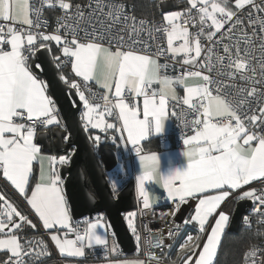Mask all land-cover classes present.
<instances>
[{
    "label": "snow or ice",
    "instance_id": "obj_1",
    "mask_svg": "<svg viewBox=\"0 0 264 264\" xmlns=\"http://www.w3.org/2000/svg\"><path fill=\"white\" fill-rule=\"evenodd\" d=\"M188 4L190 8L184 13L173 11L163 16L162 25L154 31L166 37V48L158 45L153 54L147 45L143 51L137 48V41L126 46L124 36L112 33L113 26L119 24L121 19L129 30V39L132 33L139 35L142 30V27H136L135 18L124 15L122 5L115 2L107 3L108 11L105 12V0H96L92 14L85 16L79 5L75 6L73 15V6L66 0H41V6L55 8L58 5L59 9L65 10V20L77 19L79 23H86L93 19V14L99 13L95 16L99 26L93 24L90 32L73 28L71 24H62L55 30V34H45L39 31L42 27L41 6L30 4L29 0H0V18L19 25L15 27L11 23H0V171L25 198L44 229L55 230L51 233V240L61 254L79 257L84 254L85 241L92 247L93 244L106 246V240L94 231L99 227L98 222L86 221L87 227L83 234L71 225L68 203L60 187L61 176L55 167L57 163H68V157L60 155L57 161L55 156H44L38 144L33 142L37 125H51L56 120L53 101L46 95L47 85L33 75L29 65V58L36 54L37 43L40 48L48 51H51L48 42L55 41L57 45H62L60 51L66 59L55 57L59 61L57 66L70 61L72 71L85 82L84 88L90 96L85 95L75 80L69 85L83 102L81 120L84 130L91 128L103 133L109 130L119 132L120 140L135 149L141 168L136 181L145 209L149 207L145 183H151L154 176L156 182L166 190L168 200H179L177 210L189 200L196 201L194 213L185 224L198 226V235L188 236L185 244L181 245L182 249L190 253L184 264H192L193 260L194 264H213L229 216L220 211L214 224L210 218L229 198L230 190H238L250 181L259 180L264 183V106L258 108L259 115L253 107L264 100V90L257 87L264 85V81L248 75V72H255V69L240 55V40L247 42V34L237 40L235 57L233 46L225 43V39L233 38V33L243 21L236 11L228 8V0H223V3L216 0H188ZM246 5L255 7L257 12H264V0H260L261 6H256L255 0H235L238 10H243ZM197 16L199 30L192 33L189 27L197 26ZM129 19L132 20L131 25L127 23ZM248 19L250 26L257 23L251 13ZM106 21L112 23L107 24ZM138 23L143 26L146 22L141 20ZM259 23L261 31H264V18H260ZM227 24L232 26L225 33L223 29ZM62 29L63 35L60 34ZM79 31L84 32L83 37ZM202 39L208 42L207 48ZM220 45L223 46V55L217 51ZM125 48L127 50H122ZM166 54H171V59L185 68L181 75L175 78L161 75V69H167L169 65L160 64L158 57ZM180 56L183 57L182 62L177 60ZM189 65L197 70H188ZM37 67L40 65L37 64ZM201 68L207 69L209 74H203L199 70ZM213 72L216 78L211 75ZM237 74L248 86H239L235 82L224 83L220 79L226 75L235 81ZM261 75L264 76V63L261 64ZM60 79L68 84L64 76ZM91 80L106 90L102 97L103 105L93 102V98L100 97L88 87ZM194 80L200 83L191 84L190 81ZM154 83L160 85L158 90L153 89ZM176 85L183 86L182 98L177 96ZM109 93L114 99L110 98ZM126 95L143 97V118L137 107H130L126 102ZM169 97L177 101V106L181 99L183 105L187 106L186 110L181 111V116L194 114V118L185 124L186 127H192L194 135L183 138L185 150L182 154L187 160L186 167L161 174L158 173L157 153L143 155L139 145L153 131L156 134L163 132L162 121ZM173 115L176 113L173 112ZM105 116H115L119 123L108 122ZM18 120H26L27 123ZM246 122L253 128H261V131L250 130ZM109 138L116 141L115 136ZM94 139L100 141L101 137L97 135ZM45 161L49 165L47 171L44 168ZM36 162H39L41 168L40 182L31 188L29 195L27 189ZM245 197L259 199L260 205L264 206V195L257 196L255 190L244 192L240 198ZM0 201V250L10 252L15 257V264H23L21 257L27 253L23 252L24 245L14 233L22 227L20 222L32 225L33 228L36 225L2 194ZM132 215L129 214V227L136 234L131 222ZM208 227L210 232L207 231ZM64 229L67 231L62 233L61 238L56 233ZM72 232H75V238L68 239V233ZM173 235L170 231L169 236ZM203 235L207 239L203 242L202 250H199L200 237ZM136 239L141 241L139 235H136ZM25 243L30 244L32 241ZM39 243L44 245L43 240ZM145 243L150 245L152 241L147 240ZM162 243L159 240L157 246ZM4 264H13L12 258L4 261ZM125 264L144 262L132 260Z\"/></svg>",
    "mask_w": 264,
    "mask_h": 264
},
{
    "label": "built area",
    "instance_id": "obj_2",
    "mask_svg": "<svg viewBox=\"0 0 264 264\" xmlns=\"http://www.w3.org/2000/svg\"><path fill=\"white\" fill-rule=\"evenodd\" d=\"M109 2H115L118 5H122V12L124 15H127L130 18H135L137 21L136 27L141 28L139 35L132 33L131 39H129V30L125 27V22L123 19H121L119 24H116L112 28V33L114 35H122L125 38L126 46H130L132 41H137V48L143 51V48L145 45H147L148 49L154 54L157 46H163L166 48L165 45V37L162 33H155L154 29L158 26H161L163 21L162 20H152V19H143L140 17H136L132 11L131 6L127 5L125 2L117 1V0H105V8L104 11L107 12V3ZM30 4L34 6H41V0H30ZM256 6L260 5V0H255ZM81 11L84 12L85 16H88L89 14H92V9L96 6V0H85L83 3L79 4ZM54 9L53 7H49L48 5H42L41 6V24L42 27L39 29V31L44 32L45 34H55V30L59 28L62 24H71L73 28H79V29H86L87 31H92L93 24H96L98 27L99 25L96 22L95 16L99 13L93 14V19L86 23H79L77 19H69L65 20V10L59 9V6L57 5L55 8L60 10V13L58 17L56 18V26L53 30L49 29L50 22L49 19L44 15L45 11L47 9ZM189 7L184 8L180 10L179 12L184 13L188 10ZM75 6L72 7V14L75 13ZM238 13V16L240 19H242L243 24L240 25L236 31L233 33V38L231 40L225 39V43L231 44L232 52L235 57V45L237 40L247 34V42L244 40H240V48H241V57L246 58V60L250 63V67L255 69V72H248V75L255 76L256 79L264 81V76L261 75V64L264 63V31H261V25L259 23L260 18H264V12H257L255 7H249L245 6L243 10H235ZM249 13L252 14V19L257 21L254 25H249ZM193 14L195 15V11H193ZM34 18V17H33ZM106 19V17H102ZM219 18V17H218ZM145 21V25L140 26L139 21ZM107 24H111V21H106ZM0 23L8 25L12 24V26L19 27L18 24H15L14 22H5L3 20H0ZM129 25L132 24V20L129 19L127 21ZM231 24L225 25V28L223 31L226 33L228 28L231 27ZM26 27V26H25ZM205 28L207 29V25H205ZM150 30L152 34L150 35ZM199 30V20L197 16V26L196 27H189V31L192 33H195ZM61 35H63V29L61 30ZM79 35L83 37L84 32L79 31ZM219 38V37H217ZM202 42L205 44V47L207 48L208 42L206 40L202 39ZM105 46H107V40L104 41ZM39 43L36 45V49H39ZM113 49L115 47L113 46ZM122 50H127L122 49ZM217 51L220 55H223V46L220 45L217 48ZM33 56L29 58L32 59ZM64 56H62L61 60H65ZM158 60L162 62L163 64L168 63L169 67L167 68V71L174 72L175 74H182L185 70L184 67H181V64L176 63L171 59V54H166V56L158 57ZM178 61L182 62L183 59H178ZM213 63L215 64V58L213 57ZM227 63V61H225ZM62 64H70V61L67 63ZM188 70H197L193 68L192 66H187ZM202 71L203 74L207 75L209 74L207 69L201 68L199 69ZM213 78H216L215 72L211 74ZM220 79L224 83H232L235 82L239 86H248L246 82L241 81L239 79V74H237L235 81H231L226 75L223 77H220ZM78 84L81 85V90L85 92L86 96H90V93L87 89L84 88V81L79 80L77 81ZM88 87L91 88L92 92H95L97 94V97H100V99L93 98L94 103H99L103 105V94L100 90H98L93 84L88 82ZM258 88L261 90H264V85H257ZM213 94H215V91L213 90ZM126 102L129 103V106L134 105V97L127 96L126 95ZM170 106L173 112L176 113V115H173L174 124L173 128L170 131V136L173 140L174 146L179 147L181 146L183 142V138L186 137L187 134L193 132L192 127L185 126L187 121H191L194 118V114H189L187 116H181L180 113L182 110H186L187 106L183 105L182 100L179 101V106H177V101L170 100ZM264 106V100L260 104H254L253 107H255L258 111L259 107ZM252 113H249L251 115ZM257 114V112H256ZM259 115V114H258ZM18 122H24L27 123L26 120H18ZM246 126L252 130V131H261V128H253V126L250 123L246 122ZM46 125H37L35 133H38L40 130L45 128ZM129 152L135 153V149L131 148L128 149ZM253 190H255L257 196L264 195V183L257 181L253 184ZM246 199L250 203V209L247 213L243 214L240 220V225L242 226H250L253 221H256L264 227V206L260 205L259 199L255 198H248ZM179 203V200L175 201H162L156 205L149 206L147 209L144 207H139L135 209V218L137 223V235L141 237V241L138 242L136 238L134 239L135 243V252L137 257L144 262V264H168L166 262V259L173 249L174 245L176 244L178 237L183 232V230L190 226V224H185L186 220H189L191 217V203L188 201L185 204H182L179 210L176 208V204ZM99 215L94 214L91 217L85 216L79 220H77L74 225H72L74 228H77L81 234L84 232L85 228V222L90 221L91 219H98ZM174 233L173 236H169V232ZM110 236H113V233L110 232ZM68 239H74L75 238V232L68 233L67 235ZM151 240L152 243L149 245L145 243V241ZM162 240L163 243L159 244L157 246L158 241ZM255 253V255H253ZM154 257V258H152ZM109 258V254L107 250L105 249H97L91 252H88L83 261H99V260H106ZM3 259L0 261V264H4V261L8 260ZM13 264H15V259H13ZM56 262L63 264L64 258H61L60 256H55ZM82 262H79L80 264ZM240 264H264V238L259 242V244L251 249H248L244 252L241 263Z\"/></svg>",
    "mask_w": 264,
    "mask_h": 264
},
{
    "label": "crops",
    "instance_id": "obj_3",
    "mask_svg": "<svg viewBox=\"0 0 264 264\" xmlns=\"http://www.w3.org/2000/svg\"><path fill=\"white\" fill-rule=\"evenodd\" d=\"M175 1H176V5L179 7L178 9H173V10H170V11H167V12H161L160 9H159L160 20L163 21V16L165 14L169 13V12H173V11L179 12L180 10L190 6L188 4V0H175ZM157 2L159 3L160 0H157ZM216 2L223 3V0H216ZM29 3H30V0H29ZM158 8H159V6H158ZM228 8L233 10V11L236 10V7H235V5L233 3V0H228ZM217 17H219V13H217ZM0 20H2V18H0ZM208 23L210 24L211 22L209 21ZM53 42L56 44L55 41H53ZM164 42H165V45H166V37H165V41ZM61 47H62V45H60V48ZM60 48H59V50H60ZM112 50L114 51L115 49H112ZM60 52H61V55L63 56L62 51H60ZM177 58L178 59H183L182 56L177 57ZM158 62L163 65V63L160 62L159 60H158ZM33 64H34V59L32 58V62H29V65H30V68H31V71H32L33 75L39 81L44 82L46 84V82H45V80H44V78L42 76H39V77L37 76V73L33 69ZM69 66H70V71H71V73L73 75V80H75L76 82L78 81V79L83 81V79L81 77H77L75 75V73L72 71L71 63H70ZM161 75L162 76L163 75H168V76H171L173 78L178 76V74H175L174 72L167 71V69H161ZM40 77H42L43 79H41ZM89 83L93 84L102 93H105L106 90L103 87H101L99 84H97L95 80H91V81H89ZM190 83L195 85L197 83H200V81L194 80V81H190ZM152 87H153V89L158 90L160 85L157 84V83H154ZM175 89H176L177 96L182 98L183 95H184L183 86L176 85ZM112 92H114V85H113ZM46 95H48L52 99L48 87H47ZM109 96H110V98H113L111 93H109ZM167 99H168V103H167V106H166V114H165V117H164V119L162 121V123H163V132L159 133V134H156L153 131L151 134H149L147 137H145L141 141V143L139 145V147L141 148V154H143V155H148V154L153 153V152L157 153L158 160H159L158 173H161V174H167L170 171H174V170H182L183 168L186 167V164H187V160L182 154L183 151L185 150V146L183 145V142H182L181 146L175 147L174 143H173V140H172V138L170 136V131L173 128L174 119H173L171 106H170V103H169L171 98L169 97ZM53 104H54V107H55V112L53 114L56 116V120L51 125H46V127L43 128L42 130H40L39 132H42V131L52 132V131H54L57 128L61 129V130L64 129V124H63L62 119H61V117H60V115L58 113V110H57V107H56L54 101H53ZM133 106H135V107H137L139 109L140 116H141V118H143V116H142V112H143V97H134V105ZM83 111H84V107H83V102L81 101V110H80V115H79L80 120H81V114H82ZM105 119L108 122H111V123H117V124L119 123V122L116 121L115 116H113V117L105 116ZM81 122H82V125H83V121L82 120H81ZM49 128L52 129V130L49 131ZM90 130H92V132H90V134H92L93 138L95 136H97V135H99L100 137H105V136L101 135V133H103V132H100V130H98V129L89 128L88 131H90ZM38 133H35V135H34V141H33L34 143H36V135ZM105 134H107L106 141L111 145V148L114 150V152L116 154V157L118 159V166H117V168L115 170L117 171L118 167H120V165L122 166L121 177L118 178V177L114 176V174H116V171L108 173V174H112V177H111L110 181H108L109 184L112 187V190L115 191V190L119 189L122 185L128 183L127 181L132 182L133 189H134V194H135V198H136V208L143 207V197L140 196L139 189H138V186H137V181H136V176L141 173L139 157L136 155V152L135 153H131V152L128 151V149H131L133 147H132L131 144H125L123 141L120 140V135L121 134L119 132H114L112 130H109ZM189 135H194V131L189 133V134H187L186 137L189 136ZM111 136H115L116 137V141L115 142H113L109 138ZM125 139H126V134H125ZM253 143H255V142H253ZM38 146L42 150V147L40 145H38ZM41 154L44 155V156H55V157L59 156V155H56L54 152L47 153V152H44L43 150H42ZM62 155H65V154H62ZM60 166H61V164H59V163H57L55 165L56 170H57L58 173H59V167ZM48 167H49L48 162L45 161L44 162L45 171L48 170ZM32 174L34 175V180H33L32 185H31V187H30V189L28 191L29 195L31 194V188L34 187L36 183L40 182L41 168H40L39 162L34 163V168H33V173ZM32 174H31V176H32ZM31 176H30V178H31ZM257 181H259V180L250 181L249 184L242 185L241 188L238 189V190H230L231 194H230L229 198H227L226 201L222 203V205L218 209L217 213L214 214V217L210 218V222L212 224H214L215 217L218 216L220 211H223L225 214H227L229 216V219H230L231 215L229 213H230L231 210H233V207H234V205L232 206V203L234 202V204H235V202L237 200H240L241 199L240 197L242 196V194L244 192L252 191L253 190V184L255 182H257ZM114 184H115V187H114ZM0 187H1V189L9 190L10 192H12V194L14 196H16V198H14V199H11L10 197H9V199L11 200L13 205H16L18 207V209L20 210V212L23 215H26L28 217V219H30V218L32 219L31 220L32 224L36 225V227L33 228L32 225L25 224V222L23 224L25 226L31 227L32 229H34L37 232V233L33 234L35 236V239H33L34 242L37 241L38 244H39V242L41 240H43L44 245H46L45 252L48 253L49 255H51V253L54 254V258L51 261H49L47 264H60V263L56 262V260H55V256L56 255L60 256L61 258H64L63 264H80L79 262L83 261L85 255L88 252H91V251H94V250H97V249H105V250H107V252L109 254V258L106 259V260H99V261H88V262L84 261L81 264H125L126 261L140 260L137 257L135 251L133 253H131V254H125V253L122 252V250L120 249V247L118 246V244H117V242L115 240L114 234H113L112 237L110 236V232H112V230H111L110 225L108 224V222H107V220H106V218L104 217L103 214H98L99 215V217H98L99 219H91L87 223H97V222L99 223V227L97 229H95L94 231H96L98 235H101L106 240V246L93 244L92 247H89L87 245V241H85V246H84V250H83L84 254L82 256L70 257L67 254H61L59 252V250L56 248L55 242H53L51 240V233L53 231H55V230H46V229H44L42 222L35 215L34 211L31 209V206L27 204V201L25 200V198L20 195V193L11 185V183L9 181H7L6 178L3 177L2 171H0ZM60 187L62 189V192H63L64 196H65L64 189H63V181H62ZM145 187H146V191H147L148 196H149V206L156 205V204H158V203H160L162 201H175V200H178V199H175V200H168L167 199L166 190L163 189V187L161 186L160 183L156 182V177L155 176L153 177V181L151 183H148V182L145 183ZM65 199H66V196H65ZM245 199H246V197H245ZM195 203H196V201H193V203L190 204L191 207H192L191 215L194 213ZM68 207H69V205H68ZM135 209L133 210L134 215H135ZM69 212H70V209H69ZM70 216H71V213H70ZM71 218H72V216H71ZM124 220H125V218H124ZM135 220H136V218H135ZM74 221H77V220H73V218H72L71 219V225L73 224ZM18 222H20L19 219H18ZM87 223L85 224V228L87 227ZM228 223L226 224L225 228L228 226ZM21 229L22 228H20L19 230H21ZM136 230H137V223H136ZM188 230H190V231H188ZM210 230H211L210 227H208L207 231L210 232ZM66 231L67 230L64 229V230H62V232H57L56 234L58 236H61V238H63V234L62 233L66 232ZM182 233L180 234L178 239L179 238H185V239L182 241V243L178 244V248L177 249H175V246H174V248L171 250L172 255H171V253L168 255V259L171 258L172 261L175 262V263H179V262L183 261L186 258L185 257V258L182 259V256H184V253L187 250L186 249H182L181 245L185 244V241L187 240L188 236L196 237L198 235V226L194 227L193 224H190V226L185 228V234L183 235ZM14 234H16L18 236V238H20L18 233H17V231H15ZM222 234H223V232H222ZM222 234H221V236H222ZM136 235H137V233H136ZM136 235L134 236V234H132L133 238H136ZM204 237L207 238L206 235ZM30 238H33V237H30ZM200 239H201V237H200ZM203 240H204V238L201 239L200 244H202L201 242H203ZM44 245H42V246L44 247ZM44 256H45V254H44ZM7 258L15 259V257H12V254L10 252H6V250H0V261H2L3 259H7ZM168 259H166V262L168 264H171V263H169V261H167ZM178 259H179V262H177Z\"/></svg>",
    "mask_w": 264,
    "mask_h": 264
},
{
    "label": "water",
    "instance_id": "obj_4",
    "mask_svg": "<svg viewBox=\"0 0 264 264\" xmlns=\"http://www.w3.org/2000/svg\"><path fill=\"white\" fill-rule=\"evenodd\" d=\"M158 6L161 12L179 8L175 0H160ZM33 59V69L44 78L64 124L63 130L57 128L52 132H39L36 143L44 152H54L56 155L67 154L72 149L68 163L59 167V174L73 220L103 214L122 252L133 253L134 239L123 216L136 208L132 182L112 190L106 174L115 171L118 166L114 150L108 146H100L96 152L93 148L79 117L81 100L76 95V90L70 89L60 79L49 51L39 48ZM37 64L40 65L39 68ZM250 207L245 198L235 202L227 226L228 232L238 231L241 217Z\"/></svg>",
    "mask_w": 264,
    "mask_h": 264
},
{
    "label": "trees",
    "instance_id": "obj_5",
    "mask_svg": "<svg viewBox=\"0 0 264 264\" xmlns=\"http://www.w3.org/2000/svg\"><path fill=\"white\" fill-rule=\"evenodd\" d=\"M84 1L85 0H66V2H69L72 6L79 5L83 3ZM117 1L125 2L127 5L131 6L132 11L136 17H140L143 19L160 20V13H159L157 0H117ZM59 13H60V10L57 8H54V9L48 8L45 11L44 15L49 19V22H50V26H49L50 30H53L55 28L56 18L58 17ZM48 47L51 49V51H49V54L52 60L54 61L60 76H64L65 79L68 80L67 85H70V83L73 80V75L70 71V66H69L70 64H66V65L60 64V66L58 67L57 64L59 63V61L55 59V57H60L62 59V55L59 50L60 45H57L53 41H51V42H48ZM29 62H32V59H30ZM37 76L39 77L40 75L37 74ZM40 78L43 79L42 77ZM51 130L52 129L49 128V131ZM90 132H92V130L86 131L87 136L90 140V143L92 144L96 152L98 151L100 146L111 147V145L106 141L107 134L101 133V135L105 137H101L100 141H96L92 137V134H90ZM71 151L72 149L67 153V155H70ZM114 176L118 178L121 177V172H118V169H117L116 174ZM33 180H34V175L32 174L30 178V185L27 191H29ZM127 182H130V181H127ZM89 189L91 192H93L90 186H89ZM2 190H3L2 192L8 198L9 197L11 199L15 198V196L9 190H6V189H2ZM233 205H234V202L232 203V206ZM231 213H232V210L230 211L229 214L231 215ZM75 222L76 221H74L72 225H74ZM20 223L22 224V227H21L22 229L16 230V231L20 237L22 245H24L23 251L24 252L26 251L25 253H27V255H23L21 257L23 264H47L49 261H51L54 258V254L51 253V255H49L48 253L45 252L46 248H44L40 243L38 244L37 241L34 242L33 239H35V236L33 234L37 233L34 229H32L29 226L23 225L24 222H20ZM182 234L183 235L185 234V229ZM30 237H33V238H30ZM263 238H264V227L261 226L257 222V220L253 221L250 226L240 225L236 233L228 232L227 227H226L221 236V240L218 245L216 255L213 259V264H240L244 252L248 249H251L257 246ZM184 239L185 238L178 239L176 245H174L175 249L178 248V244L182 243ZM26 241H32V243L30 244L25 243ZM170 253L172 255V252ZM188 254H189L188 252L184 253V256H182V259L187 257ZM168 260L172 261L171 258H169ZM177 262H179V259L177 260ZM173 263L175 264V262Z\"/></svg>",
    "mask_w": 264,
    "mask_h": 264
},
{
    "label": "rangeland",
    "instance_id": "obj_6",
    "mask_svg": "<svg viewBox=\"0 0 264 264\" xmlns=\"http://www.w3.org/2000/svg\"><path fill=\"white\" fill-rule=\"evenodd\" d=\"M218 3H219V2H218ZM233 3H234V5H235V0H233ZM65 155H66V157L69 158V156H68L67 154H65ZM59 156H60V155H59ZM59 156L56 157V158H57V161H58ZM118 172H122V166L118 167ZM114 175H115V174H114ZM106 177H107V180L110 181V179H111V177H112V174H108V175L106 174ZM0 194L4 195V194L2 193V189H1V187H0ZM4 196H5V195H4ZM5 198H6L10 203H12L11 200H10L7 196H5ZM15 198H16V196H15ZM0 204H2V201H0ZM12 204H13V203H12ZM13 206L17 207L16 205H13ZM17 210L20 211V210L18 209V207H17ZM130 213L133 214V215L131 216V222H132L133 227H134L135 230H136V220H135L134 212H133V211H130V212L125 213V214H124V218H125L126 224H127L128 228L130 229L131 233L134 234L132 228L129 227V214H130ZM15 219H19V218L16 217ZM30 220H32V219L30 218ZM25 224H26V223H25ZM136 233H137V231H136ZM135 235H136V234H134V236H135ZM204 236H205V235H204ZM204 236H201V239L204 238L203 242L206 241V239H207V238H205ZM201 239H200V241H201ZM220 240H221V239H220ZM203 242H201L202 244L199 243V250H202V248H203ZM219 243H220V242H219ZM218 245H219V244H218ZM217 248H218V247H217ZM199 250H198L197 253H196V256H197V257H198V255H199ZM186 252H187V251H186ZM186 252H185V253H186ZM188 255H190V253H189ZM186 259H187V257H186L181 263H175V264H184V261H185ZM167 261H169L171 264H174L171 260H167ZM192 264H194V260H193Z\"/></svg>",
    "mask_w": 264,
    "mask_h": 264
},
{
    "label": "bare ground",
    "instance_id": "obj_7",
    "mask_svg": "<svg viewBox=\"0 0 264 264\" xmlns=\"http://www.w3.org/2000/svg\"><path fill=\"white\" fill-rule=\"evenodd\" d=\"M257 114H259L258 111H257ZM189 202L192 203L193 201L192 200H189Z\"/></svg>",
    "mask_w": 264,
    "mask_h": 264
},
{
    "label": "flooded vegetation",
    "instance_id": "obj_8",
    "mask_svg": "<svg viewBox=\"0 0 264 264\" xmlns=\"http://www.w3.org/2000/svg\"><path fill=\"white\" fill-rule=\"evenodd\" d=\"M69 156V155H68Z\"/></svg>",
    "mask_w": 264,
    "mask_h": 264
}]
</instances>
